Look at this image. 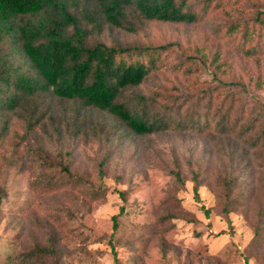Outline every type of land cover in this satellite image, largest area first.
Returning a JSON list of instances; mask_svg holds the SVG:
<instances>
[{"label":"rangeland","instance_id":"1","mask_svg":"<svg viewBox=\"0 0 264 264\" xmlns=\"http://www.w3.org/2000/svg\"><path fill=\"white\" fill-rule=\"evenodd\" d=\"M239 5L230 8V16L236 14L234 8L246 14L247 3L242 0ZM227 16L223 10L198 24H160L146 39L175 40L178 60L200 56L213 45L214 49L225 45L215 37V29ZM230 62L228 79L240 80L246 73L263 79L260 89L251 85L248 94L240 95L246 112L264 115L260 105L264 103V58L257 63L233 53ZM210 67L211 71L200 69L194 77L164 70L150 76L137 92L173 100L170 105L180 104L181 109L175 110L179 113L196 112L195 100L202 88L216 83ZM233 91L239 88L233 86ZM107 117H93L91 128L85 131L83 126L76 136L71 129L62 141L53 135L46 142L42 130L25 136L23 123L14 120L12 129L18 133L7 137L8 149L0 152V264H21V259L12 263L9 255L47 247L51 239L54 254L39 253L25 264H116V260L119 264H244V255L250 264H264V226L260 237L255 233V226L264 221V148L250 149L237 136L212 132L136 135ZM43 145L53 156L69 152L65 161L75 175L109 190L95 199L70 186L52 193L35 192L31 184L39 171L25 162L32 147ZM243 148L250 154L239 161L237 154ZM232 171L239 175L241 189L233 190L236 197L228 225L222 215L220 186ZM195 178L200 181L199 199L193 191Z\"/></svg>","mask_w":264,"mask_h":264},{"label":"trees","instance_id":"2","mask_svg":"<svg viewBox=\"0 0 264 264\" xmlns=\"http://www.w3.org/2000/svg\"><path fill=\"white\" fill-rule=\"evenodd\" d=\"M240 1L0 0V152L7 148V137L18 133L12 129L15 119L23 123V135L32 137L40 129L46 142L53 135L62 141L71 129L76 136L83 126L85 131L91 128L93 117L104 115L136 135L212 132L237 136L250 149L264 148V115L246 112L244 96L240 95L248 94L251 85L260 89L263 79L249 73L240 80L228 79L226 73L233 53L257 63L264 58V0H243L249 6L246 14L237 9ZM234 6L236 14L230 16ZM223 10L228 16L215 29V37L225 43L222 48L217 44L214 49L213 45L206 54L178 60L175 40L146 39L160 24H198L210 13ZM121 36L134 40L122 41ZM210 66L216 83L202 88L195 100L196 112L186 109L179 113L181 110H175L181 109L180 104L177 108L170 105L173 100L137 92L150 76L164 70L194 77ZM233 86L239 91L234 92ZM185 98L184 103L188 102ZM260 105L264 108L263 102ZM100 126L104 127V122ZM242 151H237L239 161L250 154L245 148ZM69 155L57 152L53 156L44 145L32 147L25 162L39 171L32 189L52 193L70 186L91 199L109 190L75 175L65 161ZM99 173L103 174L101 168ZM228 175L220 188L224 189L222 215L230 225L228 214L236 197L233 190L241 187L239 175L233 171ZM199 187L195 178L197 199ZM113 191L123 197L122 191ZM112 222L115 229L117 215ZM263 226L260 220L256 236L260 237ZM53 241L33 252L9 255V259L12 263L21 259L25 264L39 253L54 254ZM109 244L118 259L111 239ZM243 261L250 264L247 255Z\"/></svg>","mask_w":264,"mask_h":264}]
</instances>
